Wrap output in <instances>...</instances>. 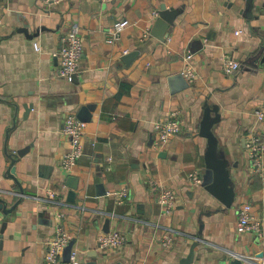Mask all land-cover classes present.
I'll use <instances>...</instances> for the list:
<instances>
[{"label": "crops", "instance_id": "1", "mask_svg": "<svg viewBox=\"0 0 264 264\" xmlns=\"http://www.w3.org/2000/svg\"><path fill=\"white\" fill-rule=\"evenodd\" d=\"M120 18L131 24L110 43ZM160 18L163 39L152 33ZM73 25L84 48L68 81L59 50ZM188 53L196 79L172 92L169 79L183 74ZM231 60L240 68L227 74ZM83 107L84 153L68 171L65 115ZM257 109L264 110V0H0V264H44L58 225L81 264H181L194 243L191 264H248L236 254L264 262V235L237 231L246 203L264 221V181L247 150L252 134L264 135ZM172 111L182 131L162 143L155 122ZM213 161L224 167L230 207L203 185L208 170L221 169ZM163 187L176 192L170 212L158 200ZM123 191L129 196L119 200ZM50 192L63 204L49 203ZM114 230L126 244L102 247L100 237Z\"/></svg>", "mask_w": 264, "mask_h": 264}, {"label": "built area", "instance_id": "2", "mask_svg": "<svg viewBox=\"0 0 264 264\" xmlns=\"http://www.w3.org/2000/svg\"><path fill=\"white\" fill-rule=\"evenodd\" d=\"M59 1V0H56ZM113 1V0H104ZM159 15V12H155ZM131 22L128 18H120L113 24L112 30L108 32V42L114 43L122 36L124 30L130 26ZM151 35L150 31H146L145 36ZM36 50H41L38 42L34 43ZM84 42L77 25H73L71 29L62 37V42L59 50L60 62V77L73 81L79 70V64L82 57ZM128 52V50H125ZM193 54L188 53L186 56V66L183 74L186 76L189 83L196 79V72L193 65L189 62ZM240 68V63L236 60L226 62L224 71L227 74L237 72ZM255 113L264 117V110L257 109ZM87 123L78 118L75 112H68L65 115L63 131L69 140V149L63 155L61 166L65 170L72 171L79 159L84 153V134ZM155 129L159 134V140L162 143H167L171 138L182 131V121L178 111L170 112L166 119L155 122ZM247 150L253 162V168L257 175L261 176L264 181V135L261 133H254L249 138L247 143ZM111 161V159L109 160ZM197 184H202L203 179L197 174L190 176ZM159 184L152 181V188ZM129 194L123 191L118 194V199L128 198ZM158 200L167 212H170L176 202V192L171 188H162L159 192ZM48 201L51 204H63L55 196V192H50ZM237 231L240 234L252 233L256 237H263L264 235V221L256 218L252 214V206L250 203L244 204L238 213ZM71 235L60 225L56 226L54 234L47 241L46 255L44 264H81L80 253L77 249H73L70 259L66 261L63 257L66 246L70 243ZM127 242V236L119 230H114L100 237V245L102 247L120 248ZM173 242L171 236L164 240L166 246H170ZM238 258L246 261L248 264H264L258 262L252 256L243 254H236Z\"/></svg>", "mask_w": 264, "mask_h": 264}, {"label": "water", "instance_id": "3", "mask_svg": "<svg viewBox=\"0 0 264 264\" xmlns=\"http://www.w3.org/2000/svg\"><path fill=\"white\" fill-rule=\"evenodd\" d=\"M162 17H164L165 20H167L168 22L171 21V19H169L168 17V12L166 11L165 6L162 7ZM162 20L161 18L157 21V26L154 27L153 30V34L161 39L164 38V33L162 32L163 28L160 26ZM135 54L130 55V57H134ZM170 82V86H171V90L172 92H178L180 90H183L185 88H187L189 86V81L183 76V74H175L173 76H171V78L169 79ZM180 83V84H179ZM32 105H30L31 107ZM29 108V107H28ZM90 108V107H88ZM92 108V107H91ZM78 118L82 121H87L90 118V114L88 113V109L87 107H83V109L77 114ZM29 149V147L21 150L19 153L23 154L24 152H26ZM214 164H217L221 167V169L214 175V172L210 169L207 172V178L204 181L203 185L205 186V188L213 195V196H217L223 203L227 204V207H230L231 205H229L232 201H233V194L232 191L230 190H224L223 189V185H222V180H221V175L224 173V167L221 165V163H215L213 161ZM203 179V178H202ZM69 180H73V177H71ZM212 184V185H211ZM100 187H103V184H98ZM74 188H76V185H73ZM102 194H106V190H103ZM75 196L76 193L73 191L70 193V197L69 200L72 202H75ZM73 245L74 242L71 241L65 248L64 250V259L66 261H68L70 259V255L71 252L73 250ZM197 245V243H194L190 254L186 257L183 258L181 261V264H191L194 258V247ZM91 264H96V263H91Z\"/></svg>", "mask_w": 264, "mask_h": 264}]
</instances>
